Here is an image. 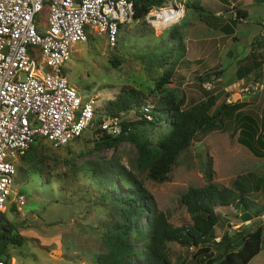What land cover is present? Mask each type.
<instances>
[{"label":"rangeland","instance_id":"374dc122","mask_svg":"<svg viewBox=\"0 0 264 264\" xmlns=\"http://www.w3.org/2000/svg\"><path fill=\"white\" fill-rule=\"evenodd\" d=\"M255 7V12L247 20L236 25V33L241 39L218 47L219 56L215 63L219 69L212 68L207 74L213 76V73L218 72L215 74L216 80L221 77L223 83L220 82L226 88L220 87L231 100L247 99L249 104L244 109H248L252 118L258 119L256 138L261 133L262 140L264 91L254 90L251 86L244 93V86L231 83L238 65L235 52L242 55L246 51L250 44L245 38L251 39L252 34L257 35L260 29L254 21L264 19V3L260 2ZM184 15L175 24L166 26L161 35H157L146 20H134L119 29L114 45L108 44L104 36L91 34L87 41L73 47L71 58L64 67L68 81L82 95L95 96L99 107L113 99L122 88L129 87L143 93L150 106L160 94L155 87L157 79L175 61L171 82L163 86L164 90L172 91L178 97L183 96L185 104L200 99L198 72L189 71L200 65V60H196L201 58H195L193 62L185 59L182 33L184 23L195 14L188 9L185 20H182ZM210 18V13L206 12L205 19ZM173 29L182 36L184 49L179 52L174 41L168 39V33ZM210 35H216V32ZM202 73L204 75V71ZM122 117L126 121L141 119L133 110ZM239 129L230 120L212 132L197 134L190 145L179 153L162 181L151 179L147 170L138 166L137 149L129 141H122L110 148L96 149V135L86 131L60 146L45 140L35 142V158L21 157L17 162L10 202L6 203L3 211L5 220L14 226L12 233L22 237L20 244L8 243L5 246L7 264H99L98 255L108 250L105 236L113 226L124 221V216L118 201L97 186L91 172L93 162L103 165V162L115 158L131 170L153 195L157 209L164 212L168 222L173 225L191 222L180 197L191 186L203 187L207 184V163H211L214 183L236 190L239 188L236 182L242 181L253 188L248 194L256 201V206H264V189L254 186L256 177L264 178V158L254 155L243 142L236 139ZM168 130L166 122L159 126L140 123L134 128L138 137L151 145H157ZM17 193L22 194L23 204L16 202ZM220 211L224 213V218L215 227V241H219L225 232L235 234L244 225L248 230L262 225L261 250L249 264H264V214L243 222L240 211L233 206L226 210L221 208ZM134 220L135 216H132L131 221ZM141 221L144 222V218ZM136 245L140 246V243ZM165 247L172 264H208L204 258L200 261L195 255L196 248L184 247L174 241L165 243ZM223 247L210 245L214 261L223 256ZM232 247L235 248V244Z\"/></svg>","mask_w":264,"mask_h":264},{"label":"trees","instance_id":"16d2710c","mask_svg":"<svg viewBox=\"0 0 264 264\" xmlns=\"http://www.w3.org/2000/svg\"><path fill=\"white\" fill-rule=\"evenodd\" d=\"M135 20L142 19L153 5H161L165 0H132ZM187 7L204 12L206 9L198 1L187 2ZM236 18H245L247 12L236 9ZM169 40L174 41L178 52L183 50L182 36L179 31H170ZM181 55V54H180ZM178 55V57H180ZM160 64H163L161 62ZM172 61L167 69L157 79L155 87L158 96L149 106L145 96L134 88H122L113 99L108 100L99 110L108 116H118L121 131L118 135L109 134L100 129H93L96 135L94 147L96 149L110 148L122 141L133 143L137 149V164L147 170V175L153 180L162 181L167 177L179 153L190 145L197 134H207L223 126L230 120L241 129L237 132V140L243 142L256 156L264 157V140H260L258 133V119L252 118L250 112L241 110L247 105L245 102H225L228 94L220 87L214 75L213 87L206 89L204 82L211 76L205 74L197 79V87L201 92L198 100L186 102L183 96L178 97L163 86L171 82L175 68ZM238 77L241 75L238 69ZM217 81V82H216ZM216 82V83H215ZM261 82V81H260ZM224 95V96H223ZM221 99V100H220ZM220 100V101H219ZM133 110L140 115V120L126 121L122 115ZM149 116V117H147ZM166 122L169 130L157 145H151L138 137L134 128L137 124L149 123L160 125ZM237 130V129H236ZM35 140L22 157L33 159L36 156ZM258 144L254 145V142ZM261 146L263 150L261 149ZM92 176L98 187L104 189L113 200H117L123 211L124 221L112 227L105 236L107 252L98 255L99 264H172L165 247V243L174 241L184 247H193L199 260L208 264H249L251 259L261 250L263 228L261 224L252 230L242 227L235 234L225 232L219 241H215V227L223 220L221 208L233 206L240 211L243 222L255 216L264 214V206H256L250 193L252 187L242 181L236 182L239 187H220L213 182V169L207 163L205 178L207 184L203 187L191 186L180 197L191 222L173 225L168 222L164 212L157 209L153 195L144 187L141 180L115 158L110 161L93 162ZM255 188L264 189V178H255ZM135 216L132 222L131 217ZM144 218V222L141 221ZM14 226L5 220L0 213V256L7 264L4 248L8 243L20 244L22 237L13 234ZM137 242L140 246H137ZM224 246V254L214 261L210 252V245ZM235 244V248L232 245Z\"/></svg>","mask_w":264,"mask_h":264},{"label":"built area","instance_id":"2783aa9c","mask_svg":"<svg viewBox=\"0 0 264 264\" xmlns=\"http://www.w3.org/2000/svg\"><path fill=\"white\" fill-rule=\"evenodd\" d=\"M165 9L176 12L167 25L160 17ZM185 9L186 0H165L142 19L161 35ZM133 13L132 0H0V213L10 202L17 162L35 140L60 146L95 128L120 133L122 118L103 114L95 96L82 95L68 81L64 67L74 45L91 34L114 45ZM214 78L204 82L206 89ZM251 86L264 91L261 81L242 87L244 93ZM16 202L23 204L22 194Z\"/></svg>","mask_w":264,"mask_h":264},{"label":"crops","instance_id":"0c3cea01","mask_svg":"<svg viewBox=\"0 0 264 264\" xmlns=\"http://www.w3.org/2000/svg\"><path fill=\"white\" fill-rule=\"evenodd\" d=\"M194 1H198V3L206 10L201 12L200 10L188 7L182 20H185L188 9H191L195 16H192V19L184 23L182 33L184 34L185 59L193 62L195 58H201L196 60L197 62L200 60V65L189 71V73L197 71V79H200V76L207 74L208 70H213L212 68L217 67L219 69L218 64L215 63L219 56L218 47H220L223 43L228 44L229 41L234 42L235 40L238 42V40L241 39V37H239L236 33V25L240 21L247 20L249 15H251L252 12H255L254 10L257 8L255 6H257L260 2L264 3V0H186L188 3H192ZM233 7L235 8L234 10ZM236 9L246 11L247 16L243 19L236 18ZM206 12L210 13V19H205ZM254 22L260 26L258 34H252L251 39L245 38L247 39L246 41H248L247 43L250 45L247 46L246 51L242 55L235 52L238 65L232 75V77L235 78L231 82L232 85L236 84L248 86L253 82L264 81V19L259 18ZM213 32H216V35H210V33ZM251 41L256 43L251 44ZM197 55L201 56L195 57ZM211 61L212 64H210ZM238 69H240L241 75L243 73L245 74V72L246 74L237 78ZM220 70L222 72V69ZM203 71L204 75L202 73ZM220 78L221 77L218 79V83H220V85L224 88L222 85L223 81ZM222 98H224L225 102H228V100L230 102L243 101L247 105L249 104L247 99L231 100L227 96ZM247 105L242 107L241 110L247 112L248 109H244Z\"/></svg>","mask_w":264,"mask_h":264},{"label":"bare ground","instance_id":"6f19581e","mask_svg":"<svg viewBox=\"0 0 264 264\" xmlns=\"http://www.w3.org/2000/svg\"><path fill=\"white\" fill-rule=\"evenodd\" d=\"M183 14V10L180 11V13L178 14L179 16H181ZM176 16V12L171 11L169 9H165L160 13V17L162 19H165L166 21L163 23V25H167L168 23L172 22L173 20H175Z\"/></svg>","mask_w":264,"mask_h":264},{"label":"clouds","instance_id":"9594fccd","mask_svg":"<svg viewBox=\"0 0 264 264\" xmlns=\"http://www.w3.org/2000/svg\"><path fill=\"white\" fill-rule=\"evenodd\" d=\"M185 14V13H184ZM178 22V21H177ZM175 24V23H174ZM257 82H260V81H257ZM250 85H252V84H250ZM250 85H248V86H250ZM245 87V86H244ZM247 87V86H246ZM228 102H230V101H228Z\"/></svg>","mask_w":264,"mask_h":264}]
</instances>
